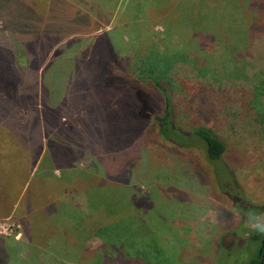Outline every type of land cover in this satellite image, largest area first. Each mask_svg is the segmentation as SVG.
<instances>
[{
  "label": "rangeland",
  "instance_id": "obj_1",
  "mask_svg": "<svg viewBox=\"0 0 264 264\" xmlns=\"http://www.w3.org/2000/svg\"><path fill=\"white\" fill-rule=\"evenodd\" d=\"M129 1L23 0L24 4H17L14 12L32 19V25L42 26L43 32L50 36L48 40L52 41L50 49L46 50L45 47L37 54L38 58H43L50 51L42 65V68L45 67L48 95L51 96V100H46L44 104V115L47 116L49 109H52L49 102L55 111H60V102L65 93V75H69L73 63H77L78 56L74 57L76 50L86 49L87 43L93 42L94 45V56L91 59L95 58L92 62L95 71L101 72L99 68L104 63L101 58L107 59L99 53L100 50L103 51L102 45L105 42H111L115 50L121 52V56H127L125 61L132 70V65L137 62L136 51L143 49L144 44L137 43L132 48V43H129L128 50V40L136 36V23L142 25L143 22H140L144 19L147 23L141 27L151 43H148L149 49L163 52L172 48L173 56L169 57L175 58V64L172 65L168 81L173 87L176 81H185L195 87L207 82L210 88L207 89V97L204 94L205 102L208 97L213 102L209 104L210 117L203 119L197 115L196 108L202 106H197L196 100L188 102L190 107L186 112H183L182 106L179 107L181 114L175 117L176 125L183 130L195 124L212 129L226 145L223 159L231 171L228 172L219 162L208 160L206 154L204 162L201 161L198 150L191 149L193 144L188 149L174 150L159 135L152 120L144 123L142 132L138 133L140 147L135 154L127 155L123 152L126 148H117V153L122 156L118 160L121 163L113 164L114 174L124 165L132 173L124 177L122 184H119L122 187L113 188L105 184L92 186L90 182L85 186L84 183L65 181L68 172L65 170L73 169L67 168L68 165L76 164L77 168L86 172L91 167L87 161L64 162L62 157L58 158L59 161L53 159L54 153L62 156L66 151L64 139L59 147L60 154L56 149H49L46 136L42 139L44 149L32 168H29V175L28 171H21L15 166L9 150L0 147V187L3 182L9 185L12 181L14 185L13 192H5V187L0 189V237L8 239L7 249L12 255L19 251V264H30L36 256L38 257L33 262L36 259L39 262L40 255H44L46 264H84L91 253L100 249L103 238L106 240L109 237L103 230L98 233L99 236L102 235L99 237L95 225L91 223L88 226L89 217L84 212H91L92 204L96 203L102 204V208L109 207L110 213L111 202L115 200L124 211V218L134 216L135 221L128 219L135 223V227L124 232L125 237L137 240L138 243L133 247H125L124 252L128 256L122 258L120 264H250L258 254V243L264 235L263 230L257 227L264 226V213L251 217L252 219L243 217L239 204L232 200V196L241 189L242 194L238 192L241 195V206L246 202L259 206L264 204V103H253L255 93H264V51L261 44L264 41L263 32L255 29L252 43L246 42L242 34V9H247L244 0H148L145 7L141 5V8L133 3L129 4ZM257 1L249 0L252 5L251 13L244 14V21L248 24L252 22L256 27L264 23L258 6L264 0ZM125 23H128L127 27H124ZM204 30L213 36V41L206 42L207 45H204V37L200 36ZM1 33L8 35L7 32ZM70 33L73 34L67 36ZM43 43V46L47 44ZM226 43L232 49L237 46V50H244L245 46L250 45L248 49L252 51L241 56L237 53L235 55L230 52L232 49L224 48ZM77 44L81 45L79 49L80 45L76 47ZM16 45L20 48L19 51L22 48L30 50L29 45ZM120 48L128 52L120 51ZM205 51L207 54H204ZM30 56V51L29 54H23L20 66L27 67ZM201 58L211 59L213 64L196 76L194 68ZM185 60L186 63L183 64ZM130 68L128 66V70ZM131 70L127 72L131 74ZM52 77L56 82H51L55 85L49 86V79ZM109 82L111 81L102 83L106 86L105 89L109 87ZM60 88H63V92ZM37 89H40V84ZM59 90V96L53 100V93L56 94ZM80 92L85 90L75 93ZM187 97L185 100H188ZM112 98L115 103L112 101L111 104L118 105L119 94L114 93ZM260 99L263 100L264 96H260ZM112 115L111 121L114 123L116 115ZM68 117L70 116L67 115L62 121L69 127L73 117ZM121 117V124L131 121L123 110ZM94 119L97 120V117ZM109 121L110 115L108 121L102 122L108 124H100V128L109 127ZM183 137L185 139L178 137L176 141L184 142V145L191 143L186 135ZM142 149L154 160L151 175L141 172L137 168L139 164L133 162V159L140 160V156H143ZM108 151L114 150L109 148ZM35 153L36 149H32L30 155L26 156V161L32 159ZM143 160L147 165L145 155ZM27 164L29 163H24V167ZM96 170L99 180L97 177L95 183H98L106 177L107 170L103 167ZM25 173L28 177L24 189L10 207L9 201L18 191ZM45 173H50L49 178ZM134 194L155 199L150 203L149 211L134 210L130 206L134 203ZM22 196L21 209L29 204L32 211L27 221L28 229L25 218L16 209ZM87 197L90 204L87 203ZM77 199L83 204H77ZM50 202L54 203L55 209L48 214L44 207ZM133 206L139 208L135 203ZM99 212L98 216L93 212V218L108 217L106 211ZM255 229L257 234L250 235V231ZM26 230L29 232L26 241H23L26 244H18ZM30 236L37 242H31ZM40 241L43 245H39Z\"/></svg>",
  "mask_w": 264,
  "mask_h": 264
},
{
  "label": "trees",
  "instance_id": "obj_2",
  "mask_svg": "<svg viewBox=\"0 0 264 264\" xmlns=\"http://www.w3.org/2000/svg\"><path fill=\"white\" fill-rule=\"evenodd\" d=\"M22 1L23 0H0V147L9 150L11 159L19 170L28 171L27 173L29 175V168H32L38 155H40V152L44 149L42 139L46 136L49 149H56L59 154L61 140L64 139L67 142L64 143V145H67V148L62 156H57L51 151L54 153L52 156L53 159L59 161L58 158L61 159L62 157L64 162L70 160L73 162L76 160L80 162H90L88 166L91 167V170L89 169L88 172L80 170L77 168L78 165L76 166V164L68 165L67 168L73 169L65 170L68 171L65 181H73V183L77 184L84 183L85 186L90 182L92 186H101L105 184L107 186H113V188L122 187V185L120 186L119 184H122L126 175H132V173L130 169L123 164L124 166H121V170L118 171L117 174H114V165L115 163L117 164V162L121 163L118 160L122 156L119 155L121 153H117V148H126L123 152L127 155L135 154L136 149L140 147V140L138 141L137 135L139 132H142L144 123L152 120V123L157 127L159 135L164 141L170 143L174 150H184L183 148L188 149V146H192L193 144L194 146H192L191 149L198 150L202 157L200 159L201 161L204 162V155L206 154L208 160L219 162L229 172L230 169H228L223 159V155L226 152V145L212 129L202 124H195L183 130L176 125L175 117L177 118L178 115L181 114L179 107L182 106L183 112H186L189 106L188 102L192 103L196 100L198 101L197 106H202L201 108H196L198 112L197 115L203 119H208L210 117L209 110L211 109L209 104H213V102L210 100V97L207 98V102H205L204 99V94L205 97H207V89H210L207 82L198 84V87H195L194 84L188 85L185 81H176V85L173 87V84L168 81L172 65L175 64L173 63L175 58L169 57L171 55L173 56L172 48L167 49L170 51L165 50L163 52L158 49H156V51L149 49L151 43L148 37H145V30L141 27L145 22L147 23V20L142 18L140 22H143L142 25L136 23V36L128 40V50L129 43H132L130 45L131 47L135 46L137 43L144 44V48L140 49L138 52L135 49V59L137 62L132 65V70L130 65H127L125 61L127 56H121V52L115 50L111 42H105L104 45H102L103 51L100 50L99 53L103 54L107 59L101 58L104 61L103 65L99 68L101 72L95 71L96 69L93 67L95 65L92 63L95 58L91 59V57L94 56L92 54L94 45L93 42L87 43L88 46L86 49L82 48L76 50L74 57L78 56L77 63H73L74 66L70 74L65 75L63 84V86H65V93L60 102L62 105L60 111H55L53 106L50 105L52 103L49 102V107L52 109H49L47 116L44 115V104H46V100H51V96L48 95V86L45 84V67L42 68V65L47 59L46 57L49 56L50 51H47L48 55L43 58H38L37 54L40 49H44L45 47L46 50L47 48L50 49L52 47V41L48 40L50 36L43 32L42 26L32 25V19L25 17L22 13L14 12L19 2L24 4ZM146 1L148 0H130L129 4L133 3L138 5V8H141V5L145 7ZM244 1V6H246L247 9H245L246 11H244V8L242 9V34L246 42L252 43V37L254 38L255 36V29L262 30V35L264 36V23L256 27L255 25L253 26L252 22L248 24L244 21V14H250L252 10V5L249 0ZM258 6L264 17V3L262 5L258 4ZM135 20L134 18L133 23H135ZM128 23H125L124 27H127ZM1 32H7L8 35H3ZM71 34L73 33L67 36ZM149 35L154 38L152 33L149 32ZM200 36L204 37V45H207L206 42L213 41L212 34L207 31L205 32V30L203 31V35ZM43 42L47 44L43 46ZM16 44L29 45L30 50L28 48H22L19 51L20 48ZM261 44L262 51H264V41ZM79 45L80 44H77L76 47ZM249 46H245L246 49L244 50L243 48L237 50V46L232 49V47H229L226 43L224 48L232 49L230 52L234 54L237 53L241 56L252 51L248 49ZM80 47L81 45L78 49ZM28 50L32 53L33 57L30 56L31 60L27 64L28 66L24 68L20 66L22 64L21 61H23L22 55L29 54ZM122 50L128 52V50L120 48V51ZM209 51H212V49ZM167 52L170 53L167 54ZM204 54H207V51H205ZM212 61L211 59L204 60L201 58L197 67L194 68L197 71L196 76H199L200 72L205 67L212 65ZM185 63L186 60L185 62L183 61V64ZM128 66L131 70L130 73L134 76H131V74L127 72L130 71L128 70ZM225 77L226 76H224V78ZM104 81H111L107 89H105L106 86L102 84ZM51 82L55 83L56 80L53 77L50 78L49 86L55 85ZM38 84H40V89H37ZM60 89L61 92H63V88ZM81 90H85V92L76 94ZM59 92L60 90L56 94L53 93V100L59 96ZM261 92L263 93V91ZM114 93L119 94V98H117L118 105L111 104L112 101L115 103V100L112 98ZM92 95L94 97H92ZM187 95L189 97H187ZM260 96H264V93H255L253 103H264V99L261 100ZM186 97L188 100H185ZM122 110L125 111L131 119L128 123L124 122L126 126L119 121L122 118ZM74 112L77 113L73 114ZM81 113L84 114L80 115ZM113 113L116 115L115 120L113 119L114 123L111 121ZM67 115L70 116L68 118L73 117L71 121L72 124L69 127L62 121ZM109 115L111 121L109 127L101 129L100 124L104 126L108 124L102 122L104 120L108 121ZM94 117H97V120H95ZM43 121H46L45 124L42 123ZM100 130L102 132H99ZM122 131L125 132L122 133ZM184 135H186L187 140L191 142L190 144L184 145V142H180L179 140L176 141L178 137L185 139L183 137ZM106 148H108V150L112 148L114 151L109 152ZM32 149H36L37 153H35L32 159L27 160V162L26 156L30 155ZM142 151L143 156H140V160L139 158H135L133 162L139 164L137 168L141 169V172L143 171L146 175H151L150 169L154 166L152 164L154 160L146 154L144 149H142ZM102 153L103 155H100ZM144 155L145 160L148 162L147 165L144 163V160L142 161ZM135 157H138V155H135ZM140 162L142 165H140ZM24 163L29 164H27V167H24ZM98 167L106 168L107 175L100 179L98 183H95L98 177V174L96 175V169ZM51 169H53V167H51ZM57 169L59 168L57 167ZM27 173L23 176V181L28 177ZM45 175L49 178L50 173H45ZM97 180H99V177ZM65 181L63 182L65 183ZM1 187H5V192L7 190L13 192L14 185H12V181H10L9 185L3 182ZM21 191L22 185H20L18 191L12 195V199L9 201L11 203L10 207ZM239 191L241 193L240 189L233 194L232 200L239 204L240 213L243 217L248 216V219H252L251 217L264 213V204H260L259 206L246 202L244 206H241L239 201L241 195L238 193ZM83 192H85V190ZM22 198L23 196L16 209L20 212L19 215H23L25 218V225L28 229L27 221L32 211L29 204L21 209ZM132 198L134 203L139 207L136 208V206H133L134 203L132 202L130 206L134 210L143 209L149 211L150 203L155 201V199H151L145 195L137 196L134 194ZM86 200L87 203L90 204L88 197ZM114 201L112 200L111 202L112 211L110 210V213H108L109 207L102 208V204L97 205L96 203L92 204L91 212L90 210L88 213L87 211L84 212L89 217L88 226H91V223L95 225L94 227L96 228V234L98 236L101 230L108 233L109 236L106 240L103 238L100 249L91 253L84 264H120L122 258L124 259L127 255L124 252L125 247H133V245L136 246L138 244L137 240L133 241L125 237L126 229L130 230L135 227V223L132 222L135 221L134 216L130 215L124 218V211L118 206L119 203ZM91 202L93 203L94 200L92 199ZM30 203L32 202L30 201ZM76 203L83 204L80 203L78 199ZM106 205L110 206L109 203ZM54 206V203L50 202L44 209L48 214H51L55 209ZM99 211L102 213L107 212L108 217L93 218V212H96L98 216V214H100ZM128 218H132V221ZM257 229L251 230L249 234H257ZM27 235H29L28 230H26L25 236L18 244H26V242L23 241H26ZM101 236L102 235L99 237ZM133 237L136 239L135 236ZM32 238L33 237L30 236L29 240L31 242H37L32 240ZM263 238L264 235L262 239ZM41 242L42 241L39 242V245H43ZM8 245V239L0 237V264H19V251L16 252V255H12L7 249ZM260 249L261 254H259ZM107 250L109 251L107 252ZM257 250L258 254L256 253L255 258L250 264H260L262 255H264V245H261L260 240ZM35 258H31L32 264H43L42 262L46 264L44 255H40L39 259L41 261L39 262L37 259L33 262ZM137 263L138 262H135L133 264Z\"/></svg>",
  "mask_w": 264,
  "mask_h": 264
},
{
  "label": "water",
  "instance_id": "obj_3",
  "mask_svg": "<svg viewBox=\"0 0 264 264\" xmlns=\"http://www.w3.org/2000/svg\"><path fill=\"white\" fill-rule=\"evenodd\" d=\"M259 254H261V249L259 250ZM260 264H264V255H262V258L260 260Z\"/></svg>",
  "mask_w": 264,
  "mask_h": 264
},
{
  "label": "crops",
  "instance_id": "obj_4",
  "mask_svg": "<svg viewBox=\"0 0 264 264\" xmlns=\"http://www.w3.org/2000/svg\"><path fill=\"white\" fill-rule=\"evenodd\" d=\"M25 183H26L25 180L22 181V184H21V185H22V191H23V189H24ZM22 191H21V192H22Z\"/></svg>",
  "mask_w": 264,
  "mask_h": 264
},
{
  "label": "clouds",
  "instance_id": "obj_5",
  "mask_svg": "<svg viewBox=\"0 0 264 264\" xmlns=\"http://www.w3.org/2000/svg\"><path fill=\"white\" fill-rule=\"evenodd\" d=\"M258 228H260L261 230H264V226H257Z\"/></svg>",
  "mask_w": 264,
  "mask_h": 264
},
{
  "label": "flooded vegetation",
  "instance_id": "obj_6",
  "mask_svg": "<svg viewBox=\"0 0 264 264\" xmlns=\"http://www.w3.org/2000/svg\"><path fill=\"white\" fill-rule=\"evenodd\" d=\"M261 245H264V238L260 240Z\"/></svg>",
  "mask_w": 264,
  "mask_h": 264
}]
</instances>
